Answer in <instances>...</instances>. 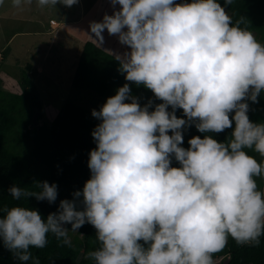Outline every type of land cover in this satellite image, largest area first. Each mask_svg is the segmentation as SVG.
<instances>
[{"label":"clouds","instance_id":"obj_1","mask_svg":"<svg viewBox=\"0 0 264 264\" xmlns=\"http://www.w3.org/2000/svg\"><path fill=\"white\" fill-rule=\"evenodd\" d=\"M11 2L22 8L30 0ZM232 2L110 0L113 13L90 22L99 47L105 29L127 46L113 54L124 79L162 102L142 105L124 83L91 110L99 123L91 132L90 177L73 199H61L46 217L19 204L0 208V241L15 260L40 264L31 248H44L49 234L70 244L69 231L85 223L96 230L93 264H214L229 237L260 245L264 190L256 177H264V161L247 150L264 157V122L248 116V101L264 94V44L233 23L226 11ZM37 3L70 7L78 0ZM192 125L204 135L185 148ZM226 128L233 130L225 141L211 135ZM36 184L39 192L19 184L7 191L16 200L56 201V183Z\"/></svg>","mask_w":264,"mask_h":264},{"label":"trees","instance_id":"obj_2","mask_svg":"<svg viewBox=\"0 0 264 264\" xmlns=\"http://www.w3.org/2000/svg\"><path fill=\"white\" fill-rule=\"evenodd\" d=\"M176 2L179 3L180 0ZM219 3L224 6V0H219ZM119 8L120 5L117 4L115 9ZM226 11L232 17L233 23H239L242 28L252 31L256 39L264 44V0H233L226 7ZM106 13H113L110 0H98V8L90 22L101 21ZM89 35H94L90 33V29L78 52L68 92L72 91L71 95L66 96L68 101L62 107L49 102L57 110L49 122L41 121L45 118L44 104L33 79L28 76L30 65H27L26 71L20 72L17 81L20 92H11L6 88L2 77L6 75V71L0 68V208L19 204L34 208L42 217H46L50 212L57 211L61 199H73L72 193L82 188L90 177L87 167L88 153L96 146L91 132L99 121L91 115L92 109L77 102L80 98H85L90 107L99 103L102 105L107 97L115 94L116 89L129 83L132 94L139 98L142 105L149 99L153 101V105L162 102L155 98L150 89L126 81L124 74L118 71V62L113 54H123L127 50L126 45L120 44L117 37L110 35L106 29L102 33L104 44L101 47ZM53 48L54 45L51 51ZM43 53L45 52H42L38 60L42 65L46 59ZM4 56L6 57L5 53ZM248 103L249 119L253 122H264V94L258 97V102ZM175 114L183 118L181 109L178 108ZM34 116L36 124L33 123ZM233 128L211 135L217 141H225ZM183 135L182 146L187 148L188 140L192 136L203 137L204 134L192 125ZM247 151L258 162L264 161L259 153L251 149ZM172 166L179 165L173 160ZM256 180L258 187L264 190V177H256ZM38 181L57 184L58 195L55 202L50 204L46 200H36L35 197H21L16 200L7 191L11 185L19 184L27 191L39 192L40 188L36 184ZM69 225L66 224L65 227L68 228ZM95 231L91 224L85 223L74 235L68 233L70 244H65L63 239L57 240L49 234L44 248H31L30 251L40 260V264H93L88 253L98 244ZM260 240L259 246L239 245L229 237L225 248L213 254L214 264H264V236ZM0 264L33 262L31 259L28 262L15 260L0 241Z\"/></svg>","mask_w":264,"mask_h":264},{"label":"rangeland","instance_id":"obj_3","mask_svg":"<svg viewBox=\"0 0 264 264\" xmlns=\"http://www.w3.org/2000/svg\"><path fill=\"white\" fill-rule=\"evenodd\" d=\"M97 8L98 0H78L70 7L57 4L56 8L41 7L37 0H30L22 8L13 6L11 0L0 5V68L12 74L4 72L5 86L11 92H20L17 81L29 64L28 76L44 104L45 118L41 121H51L57 111L49 102L62 107L68 101L66 96L71 95L72 91L68 92L78 52ZM43 51L46 59L42 65L38 60ZM80 101L90 109L99 110L101 106L90 107L83 97ZM69 233L74 235V231Z\"/></svg>","mask_w":264,"mask_h":264},{"label":"water","instance_id":"obj_4","mask_svg":"<svg viewBox=\"0 0 264 264\" xmlns=\"http://www.w3.org/2000/svg\"><path fill=\"white\" fill-rule=\"evenodd\" d=\"M35 117H36V116H34V118H33V123H34V124H36V120H35Z\"/></svg>","mask_w":264,"mask_h":264}]
</instances>
